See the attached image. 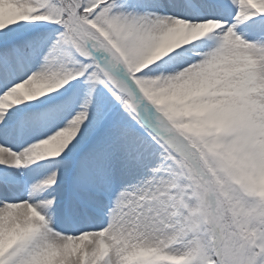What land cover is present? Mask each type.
Masks as SVG:
<instances>
[{
    "label": "snow or ice",
    "instance_id": "6c2138e0",
    "mask_svg": "<svg viewBox=\"0 0 264 264\" xmlns=\"http://www.w3.org/2000/svg\"><path fill=\"white\" fill-rule=\"evenodd\" d=\"M0 264H264V0H0Z\"/></svg>",
    "mask_w": 264,
    "mask_h": 264
}]
</instances>
